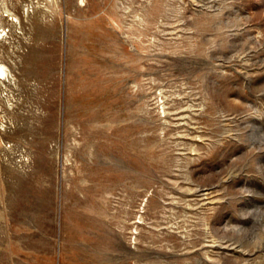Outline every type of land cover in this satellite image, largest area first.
<instances>
[{"label": "rangeland", "instance_id": "obj_1", "mask_svg": "<svg viewBox=\"0 0 264 264\" xmlns=\"http://www.w3.org/2000/svg\"><path fill=\"white\" fill-rule=\"evenodd\" d=\"M0 264H264V0H0Z\"/></svg>", "mask_w": 264, "mask_h": 264}, {"label": "bare ground", "instance_id": "obj_2", "mask_svg": "<svg viewBox=\"0 0 264 264\" xmlns=\"http://www.w3.org/2000/svg\"><path fill=\"white\" fill-rule=\"evenodd\" d=\"M0 72H1V73L5 72V67H4V65H0Z\"/></svg>", "mask_w": 264, "mask_h": 264}]
</instances>
